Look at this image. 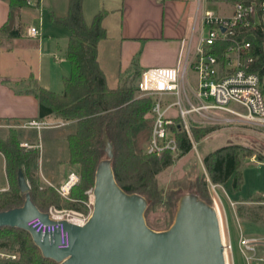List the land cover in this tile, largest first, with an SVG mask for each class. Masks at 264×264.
I'll return each mask as SVG.
<instances>
[{
	"label": "trees",
	"instance_id": "16d2710c",
	"mask_svg": "<svg viewBox=\"0 0 264 264\" xmlns=\"http://www.w3.org/2000/svg\"><path fill=\"white\" fill-rule=\"evenodd\" d=\"M83 1L69 0L67 14L54 17L56 22L70 30L67 58L71 71L64 78L63 91L56 92L41 86L31 89L39 100L38 118L57 115L65 121L75 120V130L68 134L67 139L69 161L77 166L80 180L71 188L68 197L63 196L56 186H43L39 166L40 148L21 146L18 129L10 128L6 135L0 136V151L6 159V173L10 182L7 190H0V210L23 203L25 193L18 183V173L22 169L30 184L32 198L40 209L48 210L51 205H55L89 213L86 191L93 188L97 164L105 157L102 149L105 133L114 143L113 167L118 182L128 191L145 195L149 203L161 195L159 173L174 163L173 154L169 151L158 157L138 149L137 130L149 125L150 137L153 97L140 96L138 85L133 82H122L116 88L109 87L98 60L99 42L107 36L103 25L106 12L100 11L88 24L83 12ZM10 5L14 13L30 4L28 0H10ZM261 21L259 25L237 26L233 38L251 43L250 52L254 57L251 70L260 75L264 92V16H261ZM22 28L21 25L15 27L8 22L2 27L0 37L5 33L10 37H19ZM234 39L223 42L222 49L217 51L222 60L225 49L233 44ZM173 129L178 142V154L188 153L193 147L189 134L178 126ZM209 131L211 127L199 129L194 125L192 134L197 141ZM253 154L255 151L252 148L228 144L205 154L203 162L214 184H224L232 179L233 189L238 192L243 184L240 170L242 160ZM259 161H264L262 155ZM196 193L203 197L209 195L206 179L198 185ZM252 196L256 201H264L263 194ZM238 215L252 222H262L264 226V204L258 208L239 207ZM0 250L17 256L15 259H0V264H58L44 257L30 233L20 228H0Z\"/></svg>",
	"mask_w": 264,
	"mask_h": 264
},
{
	"label": "crops",
	"instance_id": "0c3cea01",
	"mask_svg": "<svg viewBox=\"0 0 264 264\" xmlns=\"http://www.w3.org/2000/svg\"><path fill=\"white\" fill-rule=\"evenodd\" d=\"M86 1H83V12L88 24L100 11L106 12L103 25L107 36L99 42L98 60L110 88H116L122 82H135L140 73L149 67L177 66L183 63L188 47L194 51L198 45L202 23L197 0H97L91 21H88L84 10ZM208 2L233 6V1L229 0H210L202 6L206 7ZM21 12L22 8L12 13L10 0H0V31L8 22L15 27L23 26L19 37H10L7 33L0 37V136L15 128L21 142L28 141L41 148L40 143L31 139V131L18 125L26 119L38 118L40 105L31 91L33 86L63 91L64 78L71 71L67 58L70 30L61 27L64 25H59L61 23L54 19L61 15L54 14L49 28L46 23L43 27L40 19L41 37H29L27 28L33 24L24 26ZM186 85L190 89L195 86L188 79V70ZM187 96L190 99L188 92ZM52 116L41 119L55 123V120H51ZM69 122L75 124V120ZM0 160V190H7L10 182L6 173V159L1 151ZM63 161L64 165L56 175L44 172L40 167L43 186L52 185V179H56L53 186L57 187L71 172H77V166L69 161V154ZM261 194L264 195V192ZM222 204L228 239L233 247V235H237L241 229L240 219L235 209L227 208L223 200ZM240 236L241 231L237 241L239 248Z\"/></svg>",
	"mask_w": 264,
	"mask_h": 264
},
{
	"label": "built area",
	"instance_id": "2783aa9c",
	"mask_svg": "<svg viewBox=\"0 0 264 264\" xmlns=\"http://www.w3.org/2000/svg\"><path fill=\"white\" fill-rule=\"evenodd\" d=\"M207 1L210 0H197L198 10L201 9L202 30L195 50L192 51L189 46L183 63H179L177 66H155L143 70L137 81L139 95L153 97L152 128L146 151L158 157H162L167 151L173 155L179 153L173 129L175 126L186 130L192 143L194 142L191 134V120H195L193 114L196 113L202 117H209V113L227 111L243 117L248 123H264V92L261 88L260 75L251 70V63L254 60L250 52L251 43L233 38L237 26L249 27L262 23L264 0H233V11L230 15L203 7L202 4ZM28 3L37 7L42 20L43 5L41 0H37V3L28 0ZM223 27H225V31H223ZM26 34L29 37H41V24L29 26ZM230 39H234V42L225 49L224 60H222L217 51L222 49L223 42ZM192 66L198 76L196 85L191 89L197 103L187 96V70ZM172 97L177 99L172 100ZM231 102L241 105L246 112L242 114L230 108L228 104ZM174 107H178L175 114L172 113ZM67 123L68 121L65 120L52 123L41 118H30L24 120L18 127L40 131L45 127L62 126ZM21 146L25 148L38 147L37 144L28 141H22ZM79 180V173L71 172L68 178L56 188L63 196L68 197L71 188ZM88 193L90 195L87 203L90 208L89 213L51 206L47 211L55 222L45 223L36 217L28 224L44 233L59 231V247H68L70 233L61 221L68 219L79 225H84L87 222L93 208V188L89 189ZM214 204L218 207L216 200ZM259 241L258 238L241 235L240 249L243 253H246L247 250H255ZM228 243L229 248L232 249L231 242L225 238L226 251ZM0 257L15 259L17 256L15 253L0 250Z\"/></svg>",
	"mask_w": 264,
	"mask_h": 264
},
{
	"label": "water",
	"instance_id": "95a60500",
	"mask_svg": "<svg viewBox=\"0 0 264 264\" xmlns=\"http://www.w3.org/2000/svg\"><path fill=\"white\" fill-rule=\"evenodd\" d=\"M103 140L105 157L96 167L93 208L87 222L61 221L70 233L68 247H59V231L44 233L28 224L36 217L45 223L55 221L34 202L22 169L18 183L24 201L0 210V228L28 231L43 256L58 264H228L215 204L196 192H185L177 201L173 223L163 230L152 228L146 219L147 197L120 185L113 167L114 143L106 133Z\"/></svg>",
	"mask_w": 264,
	"mask_h": 264
},
{
	"label": "rangeland",
	"instance_id": "374dc122",
	"mask_svg": "<svg viewBox=\"0 0 264 264\" xmlns=\"http://www.w3.org/2000/svg\"><path fill=\"white\" fill-rule=\"evenodd\" d=\"M33 2L37 3V0H33ZM41 2L43 5V14L41 17L43 27L45 23L47 27L49 24L51 25L54 14L63 16L67 14L69 9V0H41ZM96 2L97 0L86 1L84 10L87 14L88 21H91L95 12L94 10H96L94 9ZM206 7L221 14H231L233 11L232 4L227 3L208 2ZM21 13L24 26L30 24L39 26L41 23L39 10L35 5L23 6ZM61 27L67 29L65 25ZM188 79L192 84L196 85L197 73L194 71L193 66L188 69ZM133 83H137V80ZM187 92L190 99L194 103H197L192 90L188 87ZM176 99L172 97V100ZM228 106L242 114L246 112L245 108L236 102H231ZM177 110L178 107H174L172 113L175 114ZM193 118L195 120H191L192 129L195 125L199 129L211 127V131L197 141L191 132L194 140L192 149L184 155H173L174 163L159 173L158 177L160 186L162 187L161 195L153 199L150 203L148 202L146 219L148 224L156 230L168 228L174 221L178 197L185 192H197L198 185L206 179L208 181L209 195L205 197L201 196L213 204L215 200L217 201L224 233L229 242L222 200L227 208L235 209L237 215L239 207H243L244 209L247 207L258 208L264 204V201H256L250 195H257L264 192V161H259L260 155L264 157V123H248L243 117L227 111L209 113V117H202L196 113L193 114ZM51 120H55V123L61 121L57 115H53ZM74 128L75 124L69 122L62 126L42 128L40 131L28 129L31 131V139L41 144L39 166L44 172H50L56 175L58 173L57 170L64 165L63 160L69 154L67 136L73 132ZM149 129V125L146 124L136 132V143L140 151L146 150L149 142ZM228 144H242L255 151V154L250 158H244L242 160L240 170L243 174V184L238 192H235L233 189L232 179H229L223 185L214 184L203 162L205 154ZM1 167L2 163L0 160V171ZM77 172L79 173V171ZM51 182L54 185L56 179H52ZM88 190L86 192L89 200L90 195ZM236 195L243 198H237ZM51 206L58 208L55 205ZM58 209L76 210L74 208ZM238 217L240 219L241 229L237 231V235H233V247L229 249L230 264H264V226L262 222H252L241 218L239 215ZM240 231L241 235L255 237L260 240L255 246V250H247L246 253H243L238 247L237 241ZM0 259L7 258L0 257Z\"/></svg>",
	"mask_w": 264,
	"mask_h": 264
},
{
	"label": "bare ground",
	"instance_id": "6f19581e",
	"mask_svg": "<svg viewBox=\"0 0 264 264\" xmlns=\"http://www.w3.org/2000/svg\"><path fill=\"white\" fill-rule=\"evenodd\" d=\"M93 199H94V197H93ZM220 211V210H219ZM223 220V219H222ZM222 231H223V234H224V236H225V233H224V228H223V225H222ZM225 238H226V236H225ZM226 240H227V238H226ZM228 245V249H227V252H226V255H227V260H228V264H230V259H229V243L227 244Z\"/></svg>",
	"mask_w": 264,
	"mask_h": 264
}]
</instances>
